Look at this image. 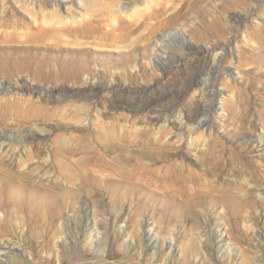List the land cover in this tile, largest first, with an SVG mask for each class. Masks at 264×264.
Instances as JSON below:
<instances>
[{
    "label": "rangeland",
    "instance_id": "obj_1",
    "mask_svg": "<svg viewBox=\"0 0 264 264\" xmlns=\"http://www.w3.org/2000/svg\"><path fill=\"white\" fill-rule=\"evenodd\" d=\"M58 1L63 16L76 17L68 24L83 18L78 0ZM168 2L158 22L145 16L128 32L102 34L108 43L70 37L39 46L25 38L35 25L29 11L8 0L0 58L31 66L9 78L0 65V89L10 85L20 98L2 112L8 123L35 117L41 130L0 125V247L28 264L67 258L64 237L72 254L91 257L88 241L104 248L108 264H264V0ZM213 85L222 94L208 100ZM205 116L211 131L202 130ZM123 129L125 145L113 139ZM21 145L28 151L9 163ZM206 218L217 220L231 259L198 247ZM95 221L107 225L99 243ZM145 229L160 241L155 254Z\"/></svg>",
    "mask_w": 264,
    "mask_h": 264
},
{
    "label": "bare ground",
    "instance_id": "obj_2",
    "mask_svg": "<svg viewBox=\"0 0 264 264\" xmlns=\"http://www.w3.org/2000/svg\"><path fill=\"white\" fill-rule=\"evenodd\" d=\"M11 1H13L15 5H19L21 8H25L29 11L30 17L34 20L35 25L30 27V36L25 38L27 39V41H30V43L40 44L39 46H41L42 43L46 45L49 42L51 43L54 42L55 44H57L58 41H55L54 39L57 38L68 39L70 37H74V41H75L74 43L76 44L79 42V39H83V40L93 39V41H96L97 43H101V44L108 43V39L104 37L102 34L107 36L109 34H114V33L128 32L132 24H136V25L139 24L142 17L145 16L149 18L150 21L158 22L159 18H161L164 15L163 13L165 12V3H169L168 2L169 0H166V2L165 1L162 2V0L157 2L155 0H143V1L139 0L138 2L137 1L126 2V0H78L77 6L82 8L83 18H81V20H76V22H71L70 24H68L67 21L74 18V16L71 15L70 18L67 16H63L60 13V10H62V7L65 6H63V3H60V1L58 0H11ZM74 1L76 0H73V2ZM7 2L8 0H0V3L4 8L3 14L0 17V21L3 18L5 19L6 16L10 15L9 10L6 7ZM124 10H126L125 13L123 12ZM121 13H124V16H122ZM104 29H106L105 33H103ZM169 37H168V41L177 39L174 36H169ZM4 39H5L4 41L6 42H17L15 41L16 38L10 36ZM18 39H19L18 43H22L23 41L22 36H20ZM248 42L249 44H253V42L250 40ZM36 46L37 45H35L34 47ZM262 46H264V36L262 37ZM37 48L39 47L37 46ZM225 51H227L229 54H232L231 48ZM9 56L10 55L5 56L7 57L6 59L0 58V65L3 64L2 67H4V69L1 68V70L5 75H7L9 78L20 77L23 73L30 72L29 70L31 65H27L22 61L20 62V60L22 59H20L19 56L13 58L14 62L15 60H17V62L13 63L12 58ZM8 58L11 60L12 64L14 65L13 68L10 66L11 62L10 64L8 63L9 61ZM160 61H161L160 59L156 60L157 64L162 66L163 64H161ZM32 69L33 71L31 72L34 75L38 76L39 74H37V71L39 70V67L35 66V68ZM62 73H64V71H62V69L59 67L57 68L56 66L54 74L58 76L61 75ZM47 79L44 80L47 81ZM41 80L44 81L43 79ZM0 90H1L0 91V125H12V127L25 126L26 128L32 127V129H30V131L27 132L28 135L34 134L35 132H39V130H41L40 129L41 127H38L35 124V117L30 119H27L25 117L19 118L17 120L12 119L11 123H8V118L6 114L3 113L2 111H5L7 108H10L18 100H20V98L17 96L19 93L17 92V90L12 89L10 85H6L3 83L1 85ZM28 92L30 93L31 96L35 97L36 99L43 97L40 92L34 90V88L32 87L28 90ZM221 94L222 92L216 90L215 85H213L211 89L207 92V99L211 100V97H214L216 99V97H218V95ZM212 109L214 110L213 103H212ZM202 111L205 112V109H202ZM167 120L168 119H165L163 122H166ZM211 121H212L211 117L210 118L209 116L204 117L203 121H201V127L203 128L202 129L203 131L204 130L211 131L212 128ZM140 129L141 130H139L137 134L139 136L140 135L145 136L147 134V130L145 128H140ZM127 135L128 133L123 129L121 132H118L113 139H115L118 142H121L122 145H125L126 144L125 142L128 143ZM0 147L2 148L3 145H1ZM26 151H28V148H26L25 145H21L20 148H16V147L11 148V150L7 153L8 162L13 163L17 159H21L23 153H25ZM99 156L103 158L100 154ZM90 158L94 159L95 161L100 160V158L97 157L96 155L91 156ZM112 159L115 161L117 160V158H112ZM46 163H48V161ZM111 163L112 162H108L109 165H111ZM46 166L47 165H45V167ZM120 217L123 220V222H125V220L127 219V217L124 214L121 215ZM0 219H1V215H0ZM205 221H206V226H204L203 229L200 228L199 230H197L198 247L202 248L203 254H208V252L213 249H216L218 252L227 250L228 251L227 257L228 259H231L232 253H231V249L229 248L230 246L229 244H226V241H224V236L220 230V225H218L217 220L215 218L213 219L206 218ZM79 223L77 225L75 224L74 227L75 232L77 234H79L81 230L80 229L81 223L80 224ZM147 224L148 223L143 224V227L147 226ZM62 228L63 226L60 225L61 230ZM94 228L96 231L93 232V230H91L90 234H92V232H93V236L94 234H96L95 239L97 243H99L101 239H99L98 236H100L102 232L106 235L105 233V230L107 228L106 221L105 222L95 221ZM120 228L121 230H124L122 226H120ZM140 230L141 231L143 230L142 226L140 227ZM194 230H196V228H194ZM144 234L147 237V240L150 243V245H152L153 252L155 254L156 251L159 250L160 248L159 239L154 238L149 231L146 232V229ZM102 241H104V239ZM123 244H127L126 239L123 241ZM165 244L168 248L167 251L168 259H174L175 253H174L173 242L171 241ZM71 245L72 243L66 240L64 237L61 243V248L63 252L68 254V257L67 258L59 257L57 253V259H58L57 264H108L107 256H109V254L106 253V250L104 248L102 249L96 248L95 246L92 245L90 241H88V247L90 251L89 253H91L92 256L87 258L85 257L87 253L86 255L81 253L76 254L77 252L75 254H72ZM69 253L71 255H69ZM32 258L33 257L31 255L30 259L32 260ZM258 263L259 262L257 260L253 261V264H258ZM0 264H28V262H26V256L23 253H20L14 249H5L3 247H0ZM135 264H143V263L137 262Z\"/></svg>",
    "mask_w": 264,
    "mask_h": 264
}]
</instances>
